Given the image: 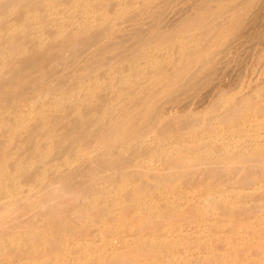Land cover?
Masks as SVG:
<instances>
[{
	"label": "bare ground",
	"instance_id": "6f19581e",
	"mask_svg": "<svg viewBox=\"0 0 264 264\" xmlns=\"http://www.w3.org/2000/svg\"><path fill=\"white\" fill-rule=\"evenodd\" d=\"M52 1L0 0V22L9 20L3 22L6 23V26L2 23L5 27L0 30V88L10 87L11 80L3 82V79L10 78L11 73H16V78H18L19 70H30L29 68H33L40 59H43L45 53H50L54 49L61 53L64 52V49L69 50L71 45H75L78 36L87 32H83L79 28L80 21L84 22L83 25L89 24L88 27L93 30L96 24H103L109 15L106 10H102L103 6L98 3L99 0H61L57 3ZM145 1H140V4ZM129 2L128 5L123 2L122 4L117 3L114 8L116 13L130 7ZM136 3L137 0H131V5ZM102 4L105 5L104 2ZM214 10L210 11L209 17L207 13L204 15L208 19L202 16V13H205L202 12V15L198 14L193 19L191 18L192 20L189 19L181 25L182 27L180 26L181 33H189L187 40L191 46L197 47L198 43L204 40L203 36L211 34V29L204 33H201V30L213 25L221 18L222 11ZM222 13L224 14V12ZM65 14L69 16L63 17ZM43 15H47L45 20L48 16L51 17L50 15L60 16L58 29L56 31L50 29L52 32L47 33L48 36L43 33V31L47 32V27L46 30L41 31V27H37L38 25L35 29L28 24ZM96 15L97 17H94ZM11 17L15 19H10ZM58 18L56 17V19ZM66 18H68L67 21H64ZM55 21L54 23H57ZM72 21L76 27H71ZM90 21L91 23H88ZM68 22L70 27L66 26ZM95 22L97 23L94 25ZM91 25L94 27L92 28ZM51 26L53 25L51 24ZM32 27L35 29V31L31 30L35 41L31 42L30 39L29 43H25L28 40L26 39V41L24 38L30 33V31L29 33L26 31ZM166 27L164 25V28ZM110 28L109 30L112 29ZM109 30L107 28L103 33L105 35L109 33L110 36L114 30ZM31 36L33 37V35ZM24 40L25 42H23ZM139 48L143 47L139 46ZM161 49L165 50L166 47L162 46ZM150 50L153 51L154 48L148 51ZM146 55L147 53H143L144 57ZM180 60L181 57L177 63ZM51 61L49 60V62ZM55 64L57 65V63ZM118 65L116 64L102 73H100L101 67H98L99 69L97 67H95L96 69L89 68L90 71L82 69V73L80 68L78 72L76 71L81 73L78 74L79 76L76 77L73 74V77L67 79L70 83L65 85L71 84L67 91L62 89L64 87L62 84V86L58 84L61 89L55 87L56 89L51 90V85L56 83V78L59 77L61 71V75L63 72L68 75L71 72L67 73L66 69V72L63 71L64 69L59 70V75L54 77L55 82L51 85L47 84L46 89L39 90L32 87L29 90L24 88L25 91L20 88V92L16 93V101H21L23 107L28 104L26 102L32 103L38 101L37 99H41L43 102L44 98L50 96L45 104L39 103L40 105L38 104L39 106L33 111L25 109L24 112L28 116L22 111L24 117L21 115V118L9 119L13 114L5 110L6 118L0 119V136L4 137V139H0V264H264V132L259 133L264 129V101L260 100L256 104L254 102L251 104L249 93L238 97L239 101L234 100L236 97L232 100L233 97L230 98V95L227 97L225 94L224 96L227 98L221 96L222 98H219L217 102H213L215 107L207 109V112L218 111V118L209 117L210 120H208L205 117L206 123L204 122L203 127L201 126L204 124L203 122L202 124L199 122L200 126H195L196 121L201 120L196 114L201 115L204 111L193 114L192 116H197L193 122H191L192 120L188 122L186 119V124L184 119V125L182 123L176 125V122H181L179 120L182 118L181 111L180 115L168 117L170 120L164 121L165 123L158 132L154 129L155 118L150 121V124L152 121L153 123L151 126L148 125V131L145 126L142 127L147 121L146 118L149 117L146 112V105L149 102L148 100V103L146 100L143 102L144 105L146 103V110H144V105L140 101L143 106L142 111L144 110L147 115L146 118H143V122L142 116L146 114L143 111L144 114L136 121L138 129H134L136 125H133L134 114H136L137 108L138 110L141 108H139L138 102L139 106L134 105L130 108L132 110H129L127 105L132 100L128 103L131 98L128 97L131 96L133 90H139V86L141 89L149 83L153 82L152 84H154L156 81L154 78L157 79L156 76L159 74L156 71L159 69L154 70L155 72L151 69L153 66L156 67L154 57H151L146 65L144 64L145 68L138 69L133 75L134 77L130 73L129 65L124 69H120V65ZM147 68L148 71H146ZM36 72L40 73L41 70ZM76 72L74 73L77 74ZM55 73L54 75L52 73L51 76H55L57 74ZM64 74L62 76L68 77ZM31 75L30 77H32ZM61 75L58 79H61ZM159 76L161 75L159 74ZM131 79H134L133 82ZM52 80H48V82H52ZM139 80L143 82L142 86ZM114 89V95L103 104L99 111L91 113V111L89 112L91 108L87 110V113L91 115L96 113V117L92 125L88 124L87 120V122L84 121L86 126L87 124L91 126L86 127L83 135L76 136L71 131L73 136L70 137V144L75 146L72 145L71 149L67 146L69 150L66 151V154L69 156L64 153L62 157L54 156L55 158L51 160L50 156H53L54 148L59 146L57 145L59 142H55V140L62 138V134H60L61 136H58L61 138L52 139L53 135L57 134L55 130L60 128L65 131L69 127L68 125L81 122L85 118L79 111L81 105L86 103L87 106L88 103L97 100L101 91L112 92ZM4 91L8 93L7 90ZM3 94L5 95V93ZM21 94L23 97L20 98ZM4 95L2 96L4 97ZM120 97H123V100H119ZM251 98L255 97L252 95ZM123 103L127 105L126 109L124 107L125 110L121 111ZM151 104L153 105V103ZM118 105L121 107H119L120 110L117 109ZM237 105L239 106L237 107ZM257 111L261 113H256V115H260L259 117L254 116ZM73 114H76L77 118ZM91 115L88 116V119ZM0 116L3 115L0 113ZM158 119L157 124L161 125L160 117ZM211 119L214 121L212 122ZM49 120L50 123L53 120V124L46 130L49 127ZM91 120L92 118H90ZM203 120L205 121V119L201 121ZM46 121H48L47 127H45ZM248 121L258 122L255 126V130H257L255 135L259 138L258 140L254 138L252 142H249V145H247V135H244L247 132L241 135V129L234 128L236 123L242 128L246 123L248 125ZM82 122L80 124L84 127ZM80 124L75 126L80 128ZM90 127L92 129L87 130ZM141 127L143 133L146 128V135L152 136L149 143L164 144L167 142L165 145L162 144L163 146L158 149L159 152L154 149L149 152L142 149L141 137L146 135H143L139 130ZM200 127L202 128L200 129ZM245 128L247 129V127ZM234 129L237 130H235L236 133L240 134L233 135ZM79 131L78 133H80ZM154 131L157 132V140L154 138ZM62 133L63 136L67 135L68 130L66 134ZM19 136L21 138L34 136L33 139L30 138L26 142L27 148L24 147L26 156H21V153L15 150L8 151L9 155L1 154L2 150L6 152L8 150L6 148L10 147L12 142L14 144L15 137ZM81 140L84 144L81 143ZM85 140L86 142H84ZM149 143L147 141V145ZM14 145L17 149L18 145ZM15 147L13 146L12 149ZM57 149L61 152L59 148ZM56 151L54 150V155L57 154ZM8 174H11V178L9 180L6 178L7 180L3 181L5 180L3 177L9 176ZM22 174L31 175V177L23 176V178ZM185 179H191L194 184L190 183L189 186V183L186 182L185 185L183 183L181 185ZM183 186L187 188L184 190ZM240 216L242 219H238ZM91 234L97 239H90L92 242H87V237Z\"/></svg>",
	"mask_w": 264,
	"mask_h": 264
},
{
	"label": "rangeland",
	"instance_id": "374dc122",
	"mask_svg": "<svg viewBox=\"0 0 264 264\" xmlns=\"http://www.w3.org/2000/svg\"><path fill=\"white\" fill-rule=\"evenodd\" d=\"M53 1H54V3H57V2H59L61 0H57L56 2H55V0H53ZM115 1L116 0H114V1H112V0L111 1H109V0L108 1L107 0H99L98 1V3H100L103 6L102 10L103 11L106 10L109 13V15L106 17L107 20H105V22L103 24L100 23L99 25L96 24L97 22L93 23L94 25L96 24L95 27L97 26L96 29H95L94 25H91L92 28L94 27L93 30L91 29V27H88L89 24H86L85 23L83 25L84 22L82 23V21H80L81 22V26L79 25L80 22L78 23L79 28L82 29L83 32L84 31H87V32H84L83 35L80 34L78 36L77 43L75 45H71L69 47V50L66 48V49L63 50L64 52H61L60 53V51L58 52V50H57V52H56V49H54L55 51L53 50V51H50V53H45L44 56H43V59L42 60L40 59L41 61L39 60L40 63L39 62H37V64L35 63L36 65H34L33 68L32 67L29 68L30 70H28V69L19 70V72H17L18 73L17 74L18 75V78H16V73H11L13 76L15 75L14 77L16 78V81L18 83L14 80L15 78L12 75H11L10 78L3 79L4 80L3 82H9L8 80H11V82H10L11 84H9V86L11 87V89L8 86H7L8 89L6 87L0 88V89H2V90H0V92L2 93V95H4L3 93H5V95H6V97H5V95H4V97L2 95L0 96V109H1L0 110V113H1V115H3V116H0V119L1 118H3V119L6 118L5 116H6V111L7 110L10 111V112H12V114H13V115H11L9 117V119L21 118L20 117L21 115H22V117H24V114H22L21 112L22 111L24 112L25 109H27V110L29 109V110H32L33 111L40 104H43V103L45 104L49 100L50 96H48L47 98H44L43 99V102H42L41 99H37L38 101H35L36 103L35 102H32V103L26 102L28 104L26 106H24L25 107L24 108L21 105L22 104L21 101L20 102L19 101H16V96L20 92V88H22L23 90H25V89L26 90H29V88L32 89V87H34L36 89H39V90L40 89L41 90L46 89L47 88L46 87L47 84L51 85V83L55 82L54 77L56 78L59 75L58 72H60L63 69H64L63 71H65V69H66L67 73L70 72V71L72 73L70 72L71 74L69 73V75H68L66 73L64 74V72H63L62 75L64 74L65 76H68V77H64V76L61 75V72H62L61 71L60 72V75L62 76L61 79H58V78H60V75H59V77L56 78V83L57 84L56 83L52 84L51 85V90L54 89L55 87H57L58 89H61V87H60L61 84L64 86V87H62L63 90H65V91H67V89L69 90L71 84L70 85L68 84V86L65 85V84L70 83L68 80L70 79V77H73L72 76L73 74L76 77L79 76L82 73V69H87V70L89 68L96 69L95 67H97V69H99L101 67L100 68V73H102V71L105 72V70H107L108 68L114 67L116 64L117 65L118 64L120 65V66L118 65L120 67V69H124L125 67H128V65H129L130 66V69H131V72L130 73H131L132 77H134L133 75L137 72L138 69L141 70L142 68H145L146 62L151 57H154V65L156 66V67L153 66L151 69L153 71L156 70V69L157 70L159 69L156 72L159 73L161 76H159V74H158L156 76L157 79L154 78V80H156V81H154V84H152L153 83L152 82V83H149L148 85H145V86L141 87V89H140V86H139L138 87L139 90H137V89L133 90V92H136V93L134 94L133 92H131V96L128 97V98L131 97L130 100H128V98H127L128 103L131 102V100H132V102L130 104H128V105L123 103V107H122V110H121V111L125 110L126 109V107H125L126 105H127V108H129V110H132L130 108L134 107V105L135 106H139L140 105L139 108H141V109L138 110V108L136 107L137 108L136 114H134V112H133V114L135 115V118H134V115L132 114V116H133V118L135 120V121L133 120V122H134L133 125L136 124V121L138 120L137 118H141V116L144 114L143 111L146 110L145 105L148 102H149L148 105H146L147 106V111L146 112L148 113V115L144 111L146 113V114H144L145 117H143L144 115L142 116V121H143V118H146V115H147V117L149 116L148 118H146V120L148 122L144 119L146 122L143 121L144 122V125L143 126L141 125V126L142 127L145 126L146 128L149 127V126H151V124L153 123V121H152L151 124H150V121L151 120H154V118H155L154 122H156V123L154 125V129H156L157 132H158L161 129V127L163 126V124L165 122H167L168 120H170L169 119L170 117H173L174 115H180L181 111H182L181 116H182L183 119L182 118L181 119L179 118V120L181 122H178V123L176 122V125H178L179 123L180 124L182 123L184 125V121H183L184 119L185 120L188 119V122H189V120L190 121L192 120L191 122H193L194 120L197 119V116L200 117L201 120L202 119H205V121L204 120L203 121H201V120L198 121L199 120L198 119L196 121L197 124H196L195 127L200 126V123L199 122H201V124H202V122L203 123L204 122L206 123V118L205 117H207V119L209 117H212V118L213 117L214 118L216 117V118H218V116H219L218 111L216 112V111L213 110L214 113H212L213 111L207 112V109L208 108H211L214 105L213 102H217V100H219V98H222V97L223 98H227L230 95V98L233 97V98H231L232 100L236 97L234 100L235 101H239V100H237L238 97L240 98V97H242L244 95H247L249 93L250 103L251 104H252V102H254V104H256L257 101L260 102V100H261V102L264 101V95H263L264 94V91H263L264 90V73H263L264 72V69H263L264 68V57H263L264 56V23H263L264 22V0H256V1L255 0H253V1L252 0H247V1L246 0H242V1H240V0H234V1H232V0H230V1L229 0H223V2H222V0H216V1L215 0H148L147 1L146 0L147 2L145 1L146 3L144 2L143 4H140V1L142 2V0H137V3L136 4H133V5H131V0H130V2H129V0H120V1L117 0L118 1L117 3L120 2L122 4V2H123V4L126 3V5H128V2H129V4H130V7L125 8L120 13L119 12L116 13V11L114 10V8H116V4H117ZM155 1H156V3H155ZM103 2L105 3V5L102 4ZM106 2H107V4H106ZM243 2H244V4H243ZM183 7H184V9H182ZM228 7H229V9H228ZM150 8H152V9L154 8V9L152 10ZM157 9H159V10H157ZM190 9H191V12H189ZM214 9H218V10H214ZM247 9H248V11H247ZM155 10H156V13H155ZM212 10L217 11V12L218 11H222V12H224V14L221 12L220 14H222V15H221V18L220 19H218L213 25H210L209 27L203 28L201 30V33H204L208 29H211V34L212 35L211 34H208L206 36H203L204 40H202L201 42H199L198 43L199 45H197V47L196 46H194V47L191 46L189 44L188 40H187L188 39V36H189V33L188 32H182L181 33V30H179L182 27L181 25H183L189 19L192 20L198 14H200V15L203 14L202 16L205 17L204 15L207 13V16H208L209 14H211L210 11H212ZM228 11L229 12L231 11V13H229ZM175 12H177V13H175ZM202 12H205V13H202ZM187 13H188V15H187ZM253 14L256 15V16H254ZM66 15H68V14L63 15V17H65ZM240 15L241 16L243 15V16L241 17ZM50 16L51 17L48 16V18H46V20H45L44 18L47 17V15L46 16L43 15V17H39L40 20H38L39 18L36 20L37 22L36 21H34V22L32 21V22H29L28 23L26 21V23L32 25L35 29H36V26L38 25L37 27H41V31L46 30V27H47V32L45 33L43 31V33L48 36L47 33L50 34V32L56 31V29H58L57 28V25H58V22L60 20V16L59 15H57V16L50 15ZM58 16H59V18H58ZM143 16H144V18H142ZM239 16H240V18H239ZM56 17L58 19H56ZM94 17H97V15L94 16ZM208 17L206 19H208ZM237 18H238V20H237ZM10 19H15V18H12L11 17ZM67 19L68 18H66L64 21H67ZM234 19L237 22H235ZM240 19H242V20L239 21ZM42 20L43 21L45 20L44 23H43ZM55 20H57V21H55ZM72 20H73V18H72ZM5 21H9V20L6 19ZM5 21H1L0 22V30H2L3 27L6 26V23H3ZM49 21H51V23L48 26ZM54 21L57 22V23H54ZM2 23L5 26H3ZM88 23H91V21L88 22ZM51 24L53 26H51ZM168 24H169V26H168ZM176 24H177V26H176ZM54 25H55V27H54ZM71 25H69V22H68V24L66 26L67 27H70V26L71 27H76V25L73 24V21L71 22ZM164 25H165V27L167 25V27L164 28ZM142 26H143L144 29L142 28ZM33 27L30 28V29H27L26 32L29 33V31H30V33H32L31 30H34L35 31V29ZM110 27L114 31H112V34H110V36H109V33L108 34L106 33V35H107L106 36L105 33H103V32H104V30L106 31L107 28L109 30ZM151 27H153V28H151ZM53 28H54V30H53ZM50 29H52V31H50ZM84 29H87V30H84ZM89 29H91V30H89ZM141 29H142V31H141ZM111 30H109V31H111ZM148 32H150V33H148ZM157 32H159V33H157ZM173 32H175V33H173ZM240 32H242V33L240 34ZM125 33H127V34H125ZM29 34H27L26 37L24 38L25 40L27 39L28 41L26 40L27 42H25V40H24L23 42L29 43L30 42V39L32 40L31 42L35 41L34 34L33 33L31 34V35H33V37L31 35H29ZM225 34H227V35H225ZM181 35H182V37H181ZM183 35H184V37H183ZM223 35H225V36H223ZM90 36H91V38H90ZM214 36H215V38H214ZM212 38H214V39H212ZM118 39H120V40H118ZM143 39H145V40H143ZM164 40H166V41H164ZM139 42H140V44H139ZM142 44H144V45L141 46ZM217 44H218V46H217ZM184 45H185V47H184ZM139 46L140 47H143V48H139ZM162 46H165L166 49L165 50L161 49ZM205 46L208 47V48H206ZM204 47H205V49H204ZM152 48H154L153 51H151V50L148 51L149 49H152ZM125 49H127V50H125ZM104 50H106V51H104ZM201 51H202V53H201ZM116 52H118V53H116ZM143 53H147V55L145 56L146 58L143 56ZM73 54H74V56H73ZM139 54H140V56H139ZM104 55H108V56H104ZM118 55H119V57H118ZM37 57L39 58V56H37ZM69 57H70V59H69ZM180 57H181V60L177 63V60ZM96 58H98V59H96ZM130 58H131V60H130ZM54 59H57V60H54ZM49 60L50 61L52 60V61L49 62ZM67 60H69V61H67ZM106 60H107V62H106ZM20 61L23 62L22 60H20ZM117 61H118V63H117ZM122 61H124V62H122ZM130 61H131V64H130ZM55 63H57V65H59V64L60 65L57 66ZM62 63H63V66H62ZM79 65H81V66H79ZM66 67L68 69L70 68L71 70L69 69V71H68V69ZM80 68H81V70H80L81 73L79 72L80 73L79 74L77 72H78V70ZM116 68H118V67L116 66ZM134 68H136V70H133ZM32 69H34V70L31 71ZM91 69H89V71ZM26 70L28 71V73H27ZM40 70H41L40 73H37L36 72V71L39 72ZM146 71H148V68L146 69ZM162 71H164L165 73H163ZM74 72H76L77 74H75ZM52 73H53V75H54V73L56 75L55 76H51ZM29 74L30 75L32 74L31 76L33 77V79H32V77H30ZM63 77L66 78V79L64 80ZM48 80H52V82H48ZM66 80H67V82H66ZM133 80L134 79H131V82H133ZM24 81H25V83H24ZM139 82H141V86H142V83L143 82L140 81V80H139ZM58 84H60V85H58ZM13 86H15V87H13ZM3 88H5L4 90H7L8 93H6V91H4ZM102 92L103 91L100 92L99 98L97 100H94L95 102L98 101L99 103H95L94 101H92V102H94V104H92V102L91 103H88L91 106H89L87 104V106H88L87 107L86 106V103H85V104H82L81 107L79 108V111L82 114V117H85V118L82 119L83 122L81 121L83 125H85L84 124V121H86V120L88 121V122L87 121L86 122L88 124H91V125L93 124V121L95 122L94 119L96 117V115H95L96 113H94V114L91 115V114L87 113V110H89L91 108V110H89V112L91 111V113L93 111L94 112L99 111L102 108L103 104H105V102L108 101L109 98H111L114 95L113 92H115V89L112 92L111 91H108V92L106 91V92H103V93ZM104 93H105V95H104ZM220 93H221V95L219 96ZM258 93H259V95H258ZM225 94H227V97L224 96ZM254 94H256V95H254ZM25 95L26 94H24V97H26ZM252 95L255 98H251ZM257 96H259V97L256 98ZM21 97H23L22 94L20 95V98ZM123 97H125V96H123ZM123 97H120L119 100H123ZM198 97H199V99H198ZM39 100H40V102H39ZM145 100H146V103L144 105L143 102H145ZM147 100H148V102H147ZM140 101H141V104L143 103L144 108H145L143 111H142V109H143L142 107L143 106L140 104ZM138 102H139V105H137ZM125 103H127V102H125ZM151 103H153V105ZM160 104H162V105H160ZM2 105H3V107H2ZM238 106L239 105H237V107ZM61 107H63V106H61ZM117 107H118L117 109L120 110L121 107L119 105ZM124 107H125V109H124ZM213 107H215V106H213ZM157 109H158V111H157ZM183 110H184V112H183ZM83 111H85V112H83ZM137 111H138V113H137ZM141 111H142V113H140ZM202 111H204L203 112L204 114L202 113ZM205 111H206V113H205ZM164 112H166V113H164ZM169 112H170V114H169ZM197 112L202 113V114L201 115L200 114H196L197 116L196 115L192 116L193 114H195ZM171 113H172V115H171ZM256 113H258V111L254 113V116L256 115ZM258 114H261V113L259 112ZM258 114L256 115L257 117L260 116ZM89 115H91V116L88 119V116ZM27 116H25V117H27ZM73 116L76 117V114H73ZM158 116L160 117V120H161V123H162L161 125L160 124H157V122H159V119H158L159 117ZM90 118H92V120H91L92 122L90 121ZM149 118H150V120H148ZM163 118H165V119L162 120ZM179 120H177V121H179ZM208 120H210V119H208ZM211 121L213 122L214 119H211ZM51 122L52 123H50V120H49V127L46 128V130H48L52 126L53 120H51ZM81 122H79V123L78 122H75V124L73 123V125L72 124L68 125L69 127L67 128V130H68V134L70 133L69 135L67 134V135H64L63 136V133L62 132H65V134H66L67 133V130L66 129H65V131L60 130V128H57L59 130H57V129L55 130V132H57V134H54L52 139L55 140L56 138L59 139V138L62 137L61 140H55V142H57V141L59 142V144L56 143L59 146H57L56 144L55 145L57 146V148H59L61 150V152L57 148H54V150H57L56 151L57 154L54 155L55 152L53 150V156H50L51 157V160L53 158H55L54 156H57L58 157V155H59V157H62V155L64 153L67 156L68 154H66V151H68L69 148L71 149V146L74 145L72 143L70 144V141H71L70 137L73 136V134H75L76 136L77 135L78 136L83 135V133H84L83 131L86 130V127L87 126L88 127L91 126V125H88L85 122L87 124V126L85 125L83 127L80 124ZM185 122L187 124V120ZM250 122H252V123H250ZM45 123H46L45 127H47L48 126V121H46ZM205 123L202 124L201 126L203 127V125H205ZM257 123L258 122H254L253 123V121H248V125L246 123V125L243 126L242 128L238 126V123H236L235 126H234V128H236V129L237 128H239V130L241 129L240 130L241 131L240 132L241 135H243L245 132H247V134H244V135H247V137H246V139L248 141L247 142V145H249V142H252V140L254 138L256 140L259 139L255 135L256 132H257V130H255V126L257 125ZM60 124L62 125L63 123H60ZM79 124H80V128L78 126H75V125H79ZM134 127H132V128L138 129L137 128V124ZM142 127L139 129V130H141V133H143L142 132ZM202 127H200V129ZM245 127H247V129ZM76 128H78L79 130H81V128H82V130L79 131ZM83 128H84V130H83ZM146 128H145V130L143 128V130L145 132V133H143V135L144 134L146 135V132L148 131V128H147V131H146ZM249 128H250V130H249ZM69 129H70V131H69ZM88 129H92V128L90 127V128H87V130ZM94 129L96 130V128H94ZM134 129H132V130L133 131H136ZM236 129H234V131L232 132L233 135L240 134L239 132L236 133V131L238 130V129L237 130ZM77 130L80 133H78ZM245 130H247V131H245ZM71 131L74 132V133L72 134ZM262 131L264 132V129L260 130L259 133L261 134ZM157 132L154 131V138L156 140H157V137H158V135H156ZM60 134H62V136ZM79 134H81V135H79ZM56 135H57V137H54ZM58 135H60L61 137H59ZM254 135H255V137H254ZM68 136H69V138H68ZM19 137L21 138V136H19ZM19 137H17V138L15 137L16 140L14 139V144L18 145L17 146V149H16L15 145L12 142L11 143L12 145L11 144H10L11 146L9 145L11 148L10 147H7L6 150L7 149L8 150L6 152H5V150H2L1 154L3 153V154H6V155H9L7 153L15 150L17 152H20L21 153L20 154L21 156H26V155H24V153H26L25 148H27V146H26L27 143L26 142L28 140H30V138L33 139L34 136L33 137H30V136L27 137L26 136V138L23 136L22 137L23 140H22V138L20 139ZM1 138L4 139L3 136H0V139ZM18 138H19L20 142H19ZM151 138H152V136L149 137V135H146V136H142L141 137V141L140 142L143 141L141 143L142 149H145L147 152L152 151L153 149H154V151L157 150L159 152L158 149H160L163 145H165L167 143V142H164V144L163 143H156V142L149 143ZM65 139H68V140H65ZM60 141H62V142H60ZM65 141H67L69 143H67ZM147 141L149 143L148 145H147ZM84 142H86V140ZM17 143H19V144H17ZM81 143L84 144L83 143V140H81ZM145 143H146V145H145ZM23 144H25V145H23ZM152 144H154V145H152ZM63 145H65V146H63ZM144 145H145V147H144ZM13 146L15 147L14 149H12ZM67 146H69V148ZM23 151H25V152H23ZM58 151H59V153H58ZM62 151H64V152H62ZM8 175L10 177L7 176V175H5V177H3L5 180H3V178H2V180L3 181H6L7 180L6 178H8V180H9V178H11V174H8ZM23 176L24 177L25 176L26 177H28V176L31 177V175H28L27 176V174L26 175L25 174L24 175L22 174L21 177H23ZM260 177H257V178H259V179L262 180V178H260ZM263 180H264V177H263ZM186 182L189 183L188 184L189 186L191 184L192 185L194 184V181H192L191 179H188V180L185 179L184 181L181 182V185H183L184 183L186 184ZM188 185H186V186L188 187ZM187 187L183 186L182 188L184 189V188H187ZM13 190L14 189H12V191ZM238 219H242V216H240ZM87 239H88L87 242H92L90 239L96 240L97 238L93 237V235L91 234V235H89V237H87ZM81 243H79V244H81ZM81 245H83V244H81Z\"/></svg>",
	"mask_w": 264,
	"mask_h": 264
}]
</instances>
